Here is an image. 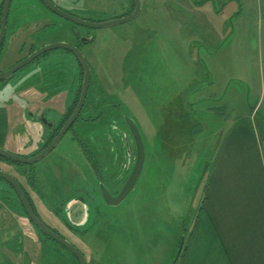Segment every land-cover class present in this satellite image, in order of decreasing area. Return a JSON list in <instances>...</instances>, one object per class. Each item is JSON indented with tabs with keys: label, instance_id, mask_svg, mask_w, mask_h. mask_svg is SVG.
I'll return each mask as SVG.
<instances>
[{
	"label": "rangeland",
	"instance_id": "374dc122",
	"mask_svg": "<svg viewBox=\"0 0 264 264\" xmlns=\"http://www.w3.org/2000/svg\"><path fill=\"white\" fill-rule=\"evenodd\" d=\"M55 1L63 11L94 23L131 11L124 0ZM141 2L134 20L92 29L56 15L39 0H14L0 50L5 70L38 47L60 41L81 44L98 95L92 107L98 110L86 117L90 121L78 122L76 130L89 147L102 152L101 162L110 150L117 157V164L102 171L103 179L111 174L126 178L128 159L136 162L125 115L141 133L145 167L134 190L117 206L107 205L93 191V174L72 132L35 165L0 160V170L24 186L43 221L73 244L87 264H180L202 206L208 167L218 158L230 126L251 122L264 148V0ZM80 83L75 56L61 49L5 81L0 88V147L33 156L39 150L34 141L43 131L27 116L35 111L36 94L75 95ZM62 103L55 101V108ZM77 195L92 206L82 229L69 226L76 225L65 207ZM10 196L13 192L0 179L1 210L10 205ZM16 209L22 211L14 207L1 213L0 264L78 263L67 249L47 239L36 241ZM9 229L16 235H8Z\"/></svg>",
	"mask_w": 264,
	"mask_h": 264
},
{
	"label": "crops",
	"instance_id": "0c3cea01",
	"mask_svg": "<svg viewBox=\"0 0 264 264\" xmlns=\"http://www.w3.org/2000/svg\"><path fill=\"white\" fill-rule=\"evenodd\" d=\"M258 132L249 121L230 126L208 167L180 264H264V148Z\"/></svg>",
	"mask_w": 264,
	"mask_h": 264
},
{
	"label": "water",
	"instance_id": "95a60500",
	"mask_svg": "<svg viewBox=\"0 0 264 264\" xmlns=\"http://www.w3.org/2000/svg\"><path fill=\"white\" fill-rule=\"evenodd\" d=\"M13 0H4V5L0 17V49L2 48L4 41L6 39L7 34V28H8V19L10 14V9L12 5ZM41 2L44 4L46 8H48L50 11L55 13L56 15L71 21L75 23L76 25L92 28V29H98V28H108L115 25L124 24L127 22H130L134 20L141 12L142 8V2L141 0H133L134 2V10L118 19L108 20L100 23H94L87 20L80 19L72 14H69L62 9H60L58 6H56L51 0H41ZM66 50L74 54V56L77 58L78 62L83 68V80L81 84V92L78 99V104L76 106L75 111L72 113L71 117L68 119V121L64 124L60 132L56 135V137L52 140V142L44 148L40 153L37 155L31 156V157H22L15 155L8 150L0 147V156L3 158L19 165H25V166H32L36 163L41 162L43 159H45L52 151H54L60 141L63 139L65 134L69 131V129L74 125V123L79 118L80 112L85 104L88 90L91 84V68L86 61L84 55L82 52L75 46L68 44L66 42H57L52 44H47L40 49L36 50L34 53L29 55L27 58L22 60L21 62L17 63L15 66L11 67L10 69L1 72L0 73V81H7L14 77V75L21 70L22 68H25L30 63H32L34 60L38 59L40 56L44 55L45 53L52 51V50ZM127 126L132 134L135 146H136V162L134 165V168L123 187L122 191L117 196H113L108 189L102 188V196L103 200L107 205L110 206H117L122 201H124L128 195L134 190L140 176L143 173L145 162H146V152L144 143L142 140L141 133L135 123V121L130 117H125ZM0 179L5 180L10 184V186L14 189L17 196L19 197L21 203L24 206V209L32 221V223L42 232L44 235L55 241L56 243L64 246L69 252H71L72 255H74L80 264H87L85 256L70 242L65 240L62 236H60L58 233L54 232L51 228H49L39 217L38 215L33 211L26 194L21 186V184L18 182V180L12 176L11 174L0 170ZM184 242H182L180 247V252L182 251Z\"/></svg>",
	"mask_w": 264,
	"mask_h": 264
},
{
	"label": "flooded vegetation",
	"instance_id": "af4514ba",
	"mask_svg": "<svg viewBox=\"0 0 264 264\" xmlns=\"http://www.w3.org/2000/svg\"><path fill=\"white\" fill-rule=\"evenodd\" d=\"M39 1L41 2V0H39ZM51 1L58 7L62 6L60 3H58L55 0H51ZM13 2H14V0H13ZM13 2H12V5H13ZM124 3H125L124 5L131 7V11L129 12V13H131L134 10V2H133V0H124ZM3 5H4V1H3ZM12 5H11V8H12ZM10 14H11V9H10ZM10 14H9V19H8L7 32H8L9 27H10V24H9L10 23ZM80 39L81 38L79 37V42H80ZM5 42H6V39H5L4 43ZM60 42H66V41H60ZM89 42H91V40L88 37L87 43H89ZM71 45H73V44H71ZM3 46H4V44H3ZM3 46H2V48H3ZM73 46L77 47L81 51V44L80 43L77 44V45H73ZM40 48L41 47H38L37 49H34L33 51H31V53L29 55H31L32 53H34L36 50H38ZM47 53H45L44 55H47ZM28 56H26L25 58H27ZM25 58L21 59L19 62H21ZM75 60L78 63V66H79L80 70L83 72V68L80 65V63L78 62L76 57H75ZM19 62H17V63H19ZM16 64L12 65L11 67L15 66ZM89 66H90V64H89ZM11 67H9L8 69H10ZM8 69L4 70V69L0 68V73L6 71ZM91 72H92V75H91V84H90L89 90H90V88L92 86V83H93L92 82L93 81V71H92V69H91ZM82 80H83V77H82ZM4 83H5V81H0V88H1V85H3ZM81 84H82V81H81ZM51 86L54 87V83H52ZM89 90H88V95H87L85 104H84V106H83V108H82V110L80 112L79 118L77 119V121L74 123V125L69 129V131L66 134H68L69 132H72L73 138L79 143L80 148L82 149L83 156L85 157V160H86L85 163L88 166L89 170L92 172L93 177H94V180H93L94 186H93L92 189H93V191L97 192L99 194L100 198L103 200L102 188L103 189H108V191L113 196L119 195V193L122 191L123 187L125 186V184H126L128 178H129V176H130L135 164L133 163V161H131V159H128V163H127V168L126 169L129 170V173H128L127 177L124 178V179L118 178V176H116V177L112 176V174L110 176L108 175V178H106V179L102 178V176H103L102 171L105 170L107 172L108 169H109V166H108L109 164H117V160H118L117 157H115V156L112 157L111 154H113V150H110L111 154H108L107 158H103L102 157V162H101V159L99 160V158H101L102 152L100 150H98L97 148L93 147V146H91L92 148L89 147L90 145L88 143L84 142L83 137L81 135V132H78L76 130V125H77L78 122H80L81 120L90 121L89 119H86V117L88 115L89 116H93L95 114V112L98 110V109H94L92 106L90 108H88L87 101L89 100L88 99ZM36 95H38V98L36 99L37 103L35 105V111H27V116H28L30 122L37 123L43 128V131H41L39 133V139L37 140V143L39 145V150L36 153H34V155H37L38 153H40L44 148H46L52 142V140L60 132V130L62 129L64 124L71 117L72 113L75 111L76 106L78 104V99H79V97H77V94L70 95L69 93H55L54 91L46 92V93H37ZM91 96H92L93 103L95 101H97L98 95H95V94L92 95L91 94ZM55 101H62L63 102L61 109H56L55 108V105H57V104H55ZM49 105H50V108H49ZM86 105H87V107H86ZM71 107H74V109H73L72 113L70 114ZM101 113H99L98 116H100ZM67 116H69V118L67 120H65ZM125 117H127V116L125 115L124 119H125ZM60 124H62V126H60V128L58 129ZM93 140L94 139H91L90 141L92 142ZM127 150H128V155H129L130 154L129 143H127ZM99 154H100V156H98ZM103 160H104V163H103ZM5 184L8 185L10 187L11 191L13 192V196H10V197L13 198L15 201L12 200L11 198L7 197V200L9 201L10 205H7V207L4 206L5 209H2V210H1V207H0V217L2 216L1 213H5V212H7L9 210H12V208H14V207L15 208H17V207L18 208H22V211L17 210V209L16 210L18 212L22 213L26 217L29 225H31L34 233H36V235H37L36 236V238H37L36 241H38V238L49 240L50 238L47 237L46 235H44L42 232H40V230L32 223V221L28 217V215H27V213H26V211L24 209V206L21 203V201H20L19 197L17 196L16 192L14 191V189L10 186V184L8 182L5 181ZM21 186H22V188H23V190H24V192L26 194V197H27V199H28L33 211L43 221L41 215L39 214V212L37 210V207H36L34 201L32 200L31 195L27 192V190L24 188V186L22 184H21ZM12 201H14V202L12 203ZM65 207L67 208L66 211H67L68 217L72 218L73 224L76 225V226L71 225L72 222L69 219H67V221L69 223L71 222L70 224L68 223L71 228H74V229L80 228V229H82V228H84L87 225V223H88V221L90 219V215L92 213V206H91L90 203H88V201L86 199H84L81 195H77L73 199H70L69 203H67L65 205ZM88 207H89V209H88ZM2 224H3V222H1L0 225H2ZM53 231L58 233L56 230H53ZM6 232H7L8 235H13V236L16 235L13 232L12 229L6 230ZM40 234L42 235L41 237H40ZM33 239H34L33 236H31V240H33ZM49 241L53 242L52 239L49 240ZM53 243L57 244V243H55V241ZM57 245L60 246L61 248H63L61 245H59V244H57ZM77 262H78L77 264H80L78 259H77Z\"/></svg>",
	"mask_w": 264,
	"mask_h": 264
},
{
	"label": "trees",
	"instance_id": "16d2710c",
	"mask_svg": "<svg viewBox=\"0 0 264 264\" xmlns=\"http://www.w3.org/2000/svg\"><path fill=\"white\" fill-rule=\"evenodd\" d=\"M2 8H3V4H2V6H1V9H2ZM1 12H2V10L0 11V16H1ZM82 77H83V72L81 71V81H82ZM95 87H96V86H94V83H92V86H91V88H90V90H89V96H88V99H89V100L87 101L88 108H90V107L92 106L93 100H92V96H91V94H92V95L94 94ZM91 89H92V90H91ZM78 91H79V92H77V97H79L80 92H81V83H80V85H79ZM87 105H86V107H87ZM73 109H74V107H71L70 114L72 113ZM68 118H69V116H67L65 120H67ZM63 123H64V122H63ZM63 123H62V124H63ZM62 124L59 125L58 129L60 128V126H62ZM53 136H54V135H53ZM53 136H52V137H53ZM0 160H4V161H7L8 163L15 164V163H13V162H11V161H9V160L3 158L2 156H0ZM15 165H19V164H15ZM19 166H24V165H19ZM49 240H51V239H49ZM53 242H54V241H53ZM55 243H56V242H55ZM57 244H58V243H57ZM59 245H60V244H59ZM61 246H62V245H61ZM62 247L65 248L64 246H62ZM65 249H66V248H65ZM68 252H69V251H68ZM69 253H70V255H72L71 252H69ZM72 257H74V258L77 260V258H76L74 255H72Z\"/></svg>",
	"mask_w": 264,
	"mask_h": 264
}]
</instances>
